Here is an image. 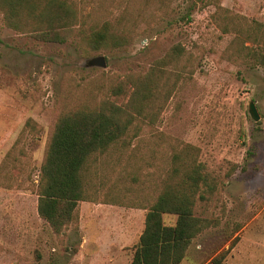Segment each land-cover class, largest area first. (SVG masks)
<instances>
[{"label": "rangeland", "instance_id": "1", "mask_svg": "<svg viewBox=\"0 0 264 264\" xmlns=\"http://www.w3.org/2000/svg\"><path fill=\"white\" fill-rule=\"evenodd\" d=\"M76 1L83 21L65 44L23 36L0 13V264H130L128 248L177 154L218 180L196 208L211 226L182 264H205L227 247L237 250L225 264H264V67L240 46L255 45L241 32L264 30V0ZM105 22L127 43L93 51L84 39ZM176 46L183 54L166 68L154 124L132 128L126 146L100 158L92 201L57 236L39 217L36 186L59 115L100 102ZM101 56L106 68L87 65Z\"/></svg>", "mask_w": 264, "mask_h": 264}, {"label": "trees", "instance_id": "2", "mask_svg": "<svg viewBox=\"0 0 264 264\" xmlns=\"http://www.w3.org/2000/svg\"><path fill=\"white\" fill-rule=\"evenodd\" d=\"M0 13L8 28L44 43L74 41L83 21L76 0H0ZM113 27L111 22L94 27L84 41L93 51L120 49L127 40ZM241 35L255 43L249 47L240 42L246 50L244 57L264 67V30H248ZM182 54L181 47L176 46L156 61L150 72L128 76L113 85L110 96L100 102L59 115L36 186L39 217L54 234L65 235L80 222V203L92 201L90 178L100 158L126 146L132 128L142 130L143 122L154 124L153 108L160 99L162 82L167 85L163 81L166 68L175 65ZM18 144L19 140L14 147ZM217 183V177L201 160L174 156L163 190L146 208L144 230L128 248L130 264H182L194 240L211 226L210 220L197 215L196 208L198 201L214 195ZM165 216H175V223H166ZM230 252L223 250L205 264H223Z\"/></svg>", "mask_w": 264, "mask_h": 264}, {"label": "water", "instance_id": "3", "mask_svg": "<svg viewBox=\"0 0 264 264\" xmlns=\"http://www.w3.org/2000/svg\"><path fill=\"white\" fill-rule=\"evenodd\" d=\"M88 66H98L101 68H106L107 63H106V59L105 57L101 56V57H97V58H93L91 59L88 64ZM250 114L253 117L254 120L259 121L260 120V115L257 111V107L255 103H252L250 105Z\"/></svg>", "mask_w": 264, "mask_h": 264}, {"label": "crops", "instance_id": "4", "mask_svg": "<svg viewBox=\"0 0 264 264\" xmlns=\"http://www.w3.org/2000/svg\"><path fill=\"white\" fill-rule=\"evenodd\" d=\"M145 217H146V215H145ZM144 227H145V220H144V226H143V230H144ZM143 230H142V232H143ZM142 232H141V234H142ZM140 234V235H141ZM140 237V236H139ZM87 239H88V237H87ZM139 239V238H138ZM98 240V239H97ZM195 241H196V239L194 240V242H193V244L195 243ZM193 244L191 245V247H190V249H189V251H188V254H187V258L186 259H188V255H189V252H190V250L192 249V247H193ZM130 247V246H129ZM199 247V246H198ZM227 249H229V247H227ZM236 248L233 250V254L236 252ZM233 254H231L230 256H228V258L226 259V261L223 263V264H225L226 262H227V260L229 259V257H231ZM216 255H218V254H215L214 256H212L208 261H207V263L208 262H210ZM131 259V258H130ZM185 259V260H186ZM131 262V261H130ZM191 264H195V262H192Z\"/></svg>", "mask_w": 264, "mask_h": 264}]
</instances>
